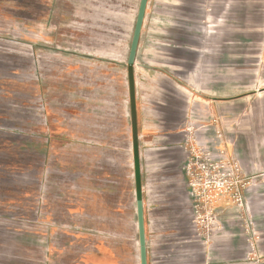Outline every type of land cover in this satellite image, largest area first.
Returning <instances> with one entry per match:
<instances>
[{
    "label": "crops",
    "instance_id": "1",
    "mask_svg": "<svg viewBox=\"0 0 264 264\" xmlns=\"http://www.w3.org/2000/svg\"><path fill=\"white\" fill-rule=\"evenodd\" d=\"M5 1L0 0V7L7 4ZM77 1L64 0L69 12ZM249 1L191 0L190 16L183 13L180 29L175 32L182 42L174 45L181 52L174 65L168 64L166 53L155 69L147 62L139 65L138 46L130 65L128 50L124 72L129 175L104 181L126 180L130 187L127 191L113 185L110 189L80 190L77 199L68 195L61 206L54 200L45 206L37 191L31 204L37 214L33 222L37 231L46 230L38 243L40 250L46 251L38 259L40 264H140L138 197L147 264H264V5L259 8L260 26L253 37L248 36ZM2 10L0 16L4 18ZM70 29L66 33L68 43L73 35ZM65 47L69 52H81L70 44ZM144 90L149 94L145 92L144 96ZM155 90L159 118L151 107L156 103ZM189 127L213 157H219L220 150L234 157L250 182L243 191L246 209L238 208L230 194L215 197L219 228L208 241L195 234L193 202L183 170L186 156L181 162L179 183L188 207L190 234L184 233L173 207L156 203L157 191L143 175L141 151L166 147L180 149L185 155L183 142ZM31 132L33 147L40 140L36 130ZM147 133L151 134L148 139L141 140ZM98 160L94 159L95 165ZM151 160L146 156L144 161L149 174L154 166ZM80 164L86 166L87 160H80ZM79 174L86 176L81 171ZM3 178L0 176V181ZM0 207H4V214L13 208L5 202ZM92 218L98 230L86 234L91 223L88 219ZM3 221L7 218L0 216V264H18L17 253L11 251L12 237L8 248ZM61 227L65 229L63 239L56 246L55 229Z\"/></svg>",
    "mask_w": 264,
    "mask_h": 264
},
{
    "label": "rangeland",
    "instance_id": "2",
    "mask_svg": "<svg viewBox=\"0 0 264 264\" xmlns=\"http://www.w3.org/2000/svg\"><path fill=\"white\" fill-rule=\"evenodd\" d=\"M5 2L0 7L5 12L4 18L0 16V176L5 177L0 181V203L13 208L4 214L0 207V216L7 218L1 227L8 248L12 237L11 251L17 253L18 264H40L46 251L38 243L46 230L37 231L33 222L37 214L31 204L37 191L45 206L53 200L61 206L64 197L77 199L80 190L130 187L126 180L112 183L104 178L129 175L124 67L139 0H78L71 12L64 0ZM190 2L150 0L138 43L139 65L147 62L155 69L164 53L169 65L176 63L181 52L174 45L182 38L175 32L183 13L190 16ZM262 4L264 0L249 1L248 36L253 37L260 26ZM67 44L81 52L66 51ZM145 92L144 96L149 94ZM153 98L156 103L151 107L159 118L157 90ZM31 130L40 140L33 147ZM185 155L177 148L141 151L143 175L157 191L156 203L173 207L184 233L190 234L179 183ZM146 156L152 157L151 174L144 166ZM82 159L86 166L80 164ZM88 220L85 233L93 234L97 224ZM63 231L55 229L56 246Z\"/></svg>",
    "mask_w": 264,
    "mask_h": 264
},
{
    "label": "built area",
    "instance_id": "3",
    "mask_svg": "<svg viewBox=\"0 0 264 264\" xmlns=\"http://www.w3.org/2000/svg\"><path fill=\"white\" fill-rule=\"evenodd\" d=\"M183 148L186 153L183 170L193 202L192 222L197 235L208 241L219 228L215 197L230 194L238 208L246 209L243 191L250 182L245 180L234 157L220 150L216 158L201 146L193 127L187 128Z\"/></svg>",
    "mask_w": 264,
    "mask_h": 264
},
{
    "label": "water",
    "instance_id": "4",
    "mask_svg": "<svg viewBox=\"0 0 264 264\" xmlns=\"http://www.w3.org/2000/svg\"><path fill=\"white\" fill-rule=\"evenodd\" d=\"M147 1L148 0H139V3H138L135 23H134L130 47H129L128 58H127V64H130V65L133 64L134 59H135L138 41H139L143 19L145 15V10L147 6ZM137 231H138L140 264H147L142 204H141V200L139 197L137 198Z\"/></svg>",
    "mask_w": 264,
    "mask_h": 264
}]
</instances>
